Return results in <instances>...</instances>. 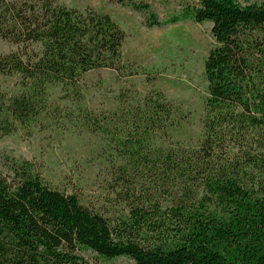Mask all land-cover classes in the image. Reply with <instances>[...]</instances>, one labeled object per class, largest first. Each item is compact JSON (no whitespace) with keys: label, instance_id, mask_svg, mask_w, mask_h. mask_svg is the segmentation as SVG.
<instances>
[{"label":"trees","instance_id":"trees-1","mask_svg":"<svg viewBox=\"0 0 264 264\" xmlns=\"http://www.w3.org/2000/svg\"><path fill=\"white\" fill-rule=\"evenodd\" d=\"M184 12L210 21L214 38L196 146L172 141L180 119L159 90L121 93L110 114L52 108L50 87L80 103L88 72L122 71L126 32L92 7L0 0V37L16 46L0 55V76L17 87L0 99V136L49 112L73 116L103 135L110 162L107 209L51 187L27 162L0 169V264H98L88 253L137 264H264V0H198ZM150 14L149 26L162 24Z\"/></svg>","mask_w":264,"mask_h":264},{"label":"rangeland","instance_id":"rangeland-1","mask_svg":"<svg viewBox=\"0 0 264 264\" xmlns=\"http://www.w3.org/2000/svg\"><path fill=\"white\" fill-rule=\"evenodd\" d=\"M242 3L261 0H239ZM72 7H92L108 13L125 30L124 66L118 73L101 68L84 78V99L73 103L61 98L60 87H50L51 107L63 110L86 109L108 114L117 110L124 98L135 91L145 94L161 91L177 109L179 126L172 141L193 146L203 138V116L208 81L204 63L214 44L212 23H198L185 11L198 0H59ZM132 3L149 4L151 10H139ZM150 11L161 25L149 26ZM179 17L178 21H171ZM16 46L0 37V55ZM17 87L8 76H0V99H8ZM107 141L100 133L88 131L79 118L55 120L49 112L27 127L0 136V169L10 171L19 162L31 164L51 187L76 193L92 209H107L110 162ZM115 211L114 208H112ZM88 256L98 264H137L128 257L104 261Z\"/></svg>","mask_w":264,"mask_h":264}]
</instances>
